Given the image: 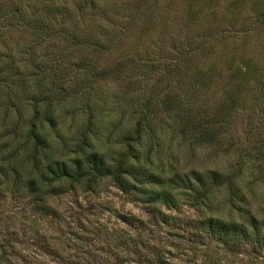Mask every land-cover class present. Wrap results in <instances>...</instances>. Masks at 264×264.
Here are the masks:
<instances>
[{
	"label": "rangeland",
	"instance_id": "1",
	"mask_svg": "<svg viewBox=\"0 0 264 264\" xmlns=\"http://www.w3.org/2000/svg\"><path fill=\"white\" fill-rule=\"evenodd\" d=\"M34 1L39 5L48 3V0ZM105 6L107 14L97 12L92 17L86 13L83 19L78 17L81 29H86L87 37L94 38L92 41L98 40L100 47L70 46L56 38L48 43L50 55L46 66L48 75L60 68L59 64H65L66 70L62 74L57 72L62 79L66 74L65 86L86 65L95 67L97 81L89 88L92 96L89 102L97 119V135L89 138L96 148L106 149L111 155L124 151L120 140L123 131L117 129L118 136H113L110 143L107 138L120 121H126L127 108L134 107L141 96L152 98L153 108L165 101L170 90L181 92L178 86L191 80L201 92L207 93L206 99L212 103L219 122L224 117L236 122L237 130L223 137L217 156L219 168L232 169L239 160L234 143L237 135L239 140L246 137L251 142L260 137L249 133L245 136L249 115L254 110L253 123L264 129V99L256 109L251 105L264 86V0H106ZM2 24L5 26L6 22L0 21ZM9 31L11 37L5 38V43L0 42V60L5 59L2 64L10 65L12 59L17 64L25 61L15 71L17 76L9 75L6 81L0 79V96L13 89L19 96L22 93L26 96L36 89L32 83L34 69L24 70L32 66L29 54L20 58L16 49L19 41H32L34 35L25 28L21 33L15 28ZM9 48L13 56L6 59L3 54ZM0 73V78L6 76L5 71ZM27 100L26 97L22 118L28 119L33 105ZM80 100L85 98L70 95L56 106L54 114L59 116L57 128L61 136L45 128L44 137L50 141L54 157L65 158L60 154L62 150L63 154L72 155L70 146L74 139H79L74 135L84 126L81 123L84 119L74 122L70 112L80 107ZM40 104L44 110L45 103ZM161 118L168 122L166 114L162 113ZM15 128L14 122L5 124L0 116V264H158L156 258L169 260L168 264H203L200 254L190 249L194 245L186 241L193 231L190 220L197 217L193 208L185 204L176 209L163 207L168 215L166 222H156L146 205L133 194L122 193L108 179L92 190L85 186L70 189L65 185L59 194L47 197L51 211L44 213L26 188L29 168L24 164L32 145L20 151L9 167L5 161L1 162L25 138L23 121L18 133H14ZM114 141L122 142L113 144ZM198 152L201 158L211 154ZM262 155L264 158V149ZM262 166L263 173L259 171L256 178L255 210L264 202V161ZM14 170L20 176L15 184ZM247 175L244 171L243 186L247 184ZM227 198V189L220 190L218 202L224 204ZM120 214L132 216L133 224H125ZM141 241L144 244L140 245ZM227 264L243 261L233 259Z\"/></svg>",
	"mask_w": 264,
	"mask_h": 264
},
{
	"label": "trees",
	"instance_id": "2",
	"mask_svg": "<svg viewBox=\"0 0 264 264\" xmlns=\"http://www.w3.org/2000/svg\"><path fill=\"white\" fill-rule=\"evenodd\" d=\"M105 3L106 0H61L58 4L48 0L47 4L42 5L34 0H4L0 3V21L6 22L5 26L0 25V42L5 43V38L11 37L9 28L19 29L20 33L24 28L32 30L33 40L25 42L23 39L15 49L20 58L29 54L32 66H26L24 70L34 69L35 80L32 83L36 86L35 92L26 96L23 93L19 96L14 89L0 96V116L5 124L14 122V133H18L21 121L26 125L25 138L20 147L1 162L5 161L9 167L20 151H26L32 145L24 164L29 168L26 188L44 213L51 211L47 197L59 194L65 185L70 189L85 186L92 190L108 179L122 193H131L146 205L156 222H166L168 215L163 207L176 209L185 204L193 208L197 217L190 220L193 231L186 241L194 245L190 249L200 254L203 264H227L233 259H240L243 264H264V202L260 209L255 210L257 173H263L264 129L257 122L253 123L251 115L256 110L249 115L250 123L245 136L249 133L250 136L260 137L251 142L246 137L239 140L237 135L234 143L239 160L230 170L219 168L217 156L223 145V137L233 135L237 130L236 122L226 117L219 122L212 110V103L206 99L207 93L201 92L191 80L179 86L176 84L181 92L178 89L170 90L165 101L154 104L153 108L152 98L138 97L134 107L127 108L129 116L126 121H120L108 133L110 143L113 136H118L117 129L123 131L120 138L123 142L114 141L113 144L122 142L125 150L111 155L106 149L96 148L89 138L97 135V119L93 104L89 102L92 99L89 88L97 81L93 64L83 67L81 74L74 73L69 86H65L66 74L62 75L63 79L57 75V72L62 74L66 70L65 64H59L60 68L46 74L50 55L48 43L56 38L70 46L100 47L98 40L92 41L94 38L87 37L86 29H81L79 18L83 19L86 13L92 17L97 12L107 14ZM88 9L90 12H87ZM43 42L47 45L43 46ZM59 53L62 54V51ZM12 56L11 48L3 54L6 59ZM4 61V58L0 60V71L6 73L5 77L0 78L2 81H6L9 75L17 76L15 71L21 68L25 60H18L17 64V60L12 59L10 65L2 64ZM259 85L257 83L256 87ZM259 91V95L255 94L252 99L254 109L261 106L264 86ZM202 94L205 96L201 97ZM70 95L85 98L79 101L80 107L70 112L74 122L84 119L81 121L84 126L74 135L79 139H74L73 146H70L72 155L63 154L62 150L60 154L65 158H58L51 154L52 145L44 137L47 136L44 131L49 127L57 136H61L57 128L59 116L54 112L56 106ZM26 97L33 105V113L28 119L22 118ZM198 99L202 102H198ZM40 103H45L44 110H41ZM73 103L76 105L75 101ZM162 113L168 116L167 123L161 118ZM12 116L16 118L15 121L11 119ZM200 150L211 154L201 158ZM244 171L248 172V179L243 186ZM12 173H15V184L20 180L19 171ZM224 188L227 189L228 198L224 204H220L218 196ZM120 218L127 225L133 224L132 216L120 214ZM142 244L144 242L141 241ZM155 262L168 264L169 260L156 258Z\"/></svg>",
	"mask_w": 264,
	"mask_h": 264
}]
</instances>
